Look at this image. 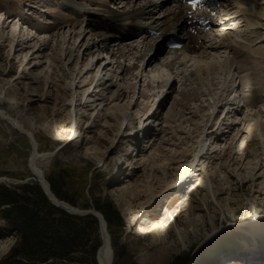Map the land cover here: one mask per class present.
I'll return each instance as SVG.
<instances>
[{
	"label": "rangeland",
	"instance_id": "rangeland-1",
	"mask_svg": "<svg viewBox=\"0 0 264 264\" xmlns=\"http://www.w3.org/2000/svg\"><path fill=\"white\" fill-rule=\"evenodd\" d=\"M53 1L46 0L44 2L43 0L42 3L40 0H0V109L16 119L24 128L32 133L39 153L52 154L48 160L40 161L38 167L42 170L47 182L48 178L61 174L64 177L65 183L63 192L71 196L76 201L77 206H72L55 196L58 201L69 204L78 210L99 214L101 212L98 208L108 203L118 213L122 219L121 229H110L107 226L113 250L112 264H221L223 261L232 259V256L228 258L224 257L234 251V247L255 244L258 239H261L257 234H253V229L249 225L254 219L264 216V189L259 187L257 182H251V179L248 177L244 178L246 175L244 173H242L241 178L243 179L241 180L237 176V173H232L229 170L230 185L223 187L222 184L225 182L220 183L222 178H217L216 182H219L222 187H220L222 195L216 194L217 197H215L206 187L199 186V181L204 175L203 172L199 171L195 173L192 175L191 180H189L186 178L188 174H184L183 171L194 160L192 157H188L189 153H184L183 155L181 152H184L186 148L191 149V144L194 145L193 143L199 140L198 137H201V133L218 129V125H222V121L216 122L217 117L223 113L222 116H233V112L226 114L229 109H233L231 106L232 102L229 103V107L226 106L218 110L216 107L215 110L218 112L214 116H212L213 114L210 115L209 110L207 111L212 102L211 100L214 101L220 97L222 101L224 100L223 103L226 102V99L230 100L228 94L220 95L219 97L220 79L212 75L207 78L205 77L202 83L199 84L193 76L188 77L187 73H185V78L179 75L180 72H178V77H180L176 79L175 75H173L175 81L171 89L169 90V87H167L163 91L154 88L157 87V83H154V85L150 84L145 89L141 86L145 84L142 77L134 80L135 82L131 80L132 68L120 74L123 86L126 89L124 91L128 93L127 97L131 98L133 102L136 101L135 110L137 113L139 110H142L141 113L143 114L146 105H148L146 107H149L155 103L154 101L162 99L163 95L158 91L164 92V95L166 92L169 93L167 97L163 98H166V102L163 99L161 100L162 116L160 115L159 121L155 118H150V122L155 120V122L149 124L150 127L154 126L156 122L160 123V126L154 128L151 133L152 136L149 140L151 143L150 149H148L146 154V157H149V159L145 161L140 160L141 157L134 159L130 156L125 161L124 156H122L124 140L120 137L121 132L125 128L127 130L128 127L131 128L128 129V133L131 132L133 130L132 127H134L133 124L138 121L136 120L138 117L135 118L132 125L126 126V123L122 126L120 120H113L111 117H107L105 109L102 111L103 113L93 114L94 111L91 112L85 108L83 109V111L87 110L85 114H81V118H76V120H82V122H76L74 125V114L77 110L75 111L73 106H71L74 95L72 96V92L68 89L67 80L71 81L69 69H72L77 56H79L78 63H81L85 59V55L81 60V56L77 54L78 49H75V47L78 45V42H76V45H70L73 33L68 37H66V34L61 33H66L68 29L71 30L74 24H72L73 22L70 23L71 19L68 16L71 13H67L62 9L63 7H59L56 3H60L62 0H56L52 3ZM70 1L84 8L88 6L85 3L86 0ZM143 4L144 0H138L135 7H140ZM31 6L34 9H31ZM41 11L52 15L50 19L45 20L46 22L42 24L43 28L48 29L52 25L50 28L54 26L55 29H48L51 32L49 31L50 33L46 35L49 41L47 47L40 45L41 41H39L37 33L31 40L29 39L30 45L27 44L23 48L24 52L29 51L27 48H30L34 42L41 46L38 49V53L32 55V57L31 54L29 56L32 59L31 63H36L33 70L37 72L35 71L32 74L33 70H29L20 74L19 67L22 55H19V52H14V50L18 49H15V45L22 47V42H18V40L24 37L20 33V35L15 37V41L12 44L10 40L11 36L7 34L9 25L20 14L25 13L24 18L34 20L35 16L37 17ZM102 13L105 14V11H102ZM62 18L63 20H61ZM30 22L32 21L30 20ZM56 23L63 25H57ZM105 33L107 34V32ZM61 35L65 37V44L63 45L66 51L65 56L64 54H60L59 50L61 47L57 46L56 42L60 41L56 37ZM11 44L12 46H10ZM57 51L59 56H61L62 62L56 63L52 58L53 56H58ZM69 53L71 57L68 60ZM17 55L19 56L16 57ZM103 55L104 60L109 61V59H106L105 54ZM209 55L211 56V54ZM162 56L164 55H160V57ZM35 57L39 58L33 60ZM256 57L260 58L258 60H263V57H258L257 54H255ZM120 63L130 67L135 64L133 61L130 64L128 61L123 63L121 61ZM153 66L154 64L148 67L149 69H146V72L151 69L153 70ZM246 66L248 67L246 71L248 76L260 74V69L264 71L263 62H260L258 66L254 63L253 67L256 66L255 69H258V71H254L248 65ZM247 67L244 68L247 69ZM36 73H40V75L37 76ZM94 73L95 71L89 76L88 81L91 80ZM33 76L39 79L35 80ZM45 76H49L50 80L56 79V85L54 82H52L53 85H45ZM240 77L237 74L234 75L233 82L236 83V87L241 86L242 78ZM183 78L185 79L181 80ZM253 82H255L254 78ZM256 82H259V80ZM133 83L136 85L135 91L134 89L132 90ZM255 87L257 88V86ZM245 90V93L248 94L246 96L249 97L251 89L246 88ZM109 91L106 92L108 93V97L110 95ZM260 94L261 96L259 94L258 96L263 100L264 92H260ZM154 95L155 98H153ZM156 95L159 97H156ZM242 95L240 94L241 99L244 97ZM120 97L121 100L123 96ZM127 97L123 98L122 104ZM13 99H16V102L13 103ZM148 102L151 103L148 104ZM165 103L168 104L164 106ZM245 110L246 108H243L242 116L248 114L249 111ZM127 113L129 115L132 114L130 112ZM142 114L138 116L140 117ZM203 114L206 116L202 117ZM128 117L127 119H130V116ZM132 118H134V114ZM163 118L165 119L163 120ZM104 119H107L108 124L104 123ZM86 120L90 126L89 128L87 126V130L84 131L85 133H81L82 141L81 139L80 142L74 141L71 137L73 136V128L81 127ZM226 121L230 122V120ZM218 130H220V127ZM118 132H120L119 136ZM223 135L224 137L221 136L219 139L206 142V145L210 146L208 148L212 152V158L209 161L212 168L217 163L224 162L228 155V150L226 149L234 144V141L231 145L229 144L231 143V132H227V134L223 133ZM87 136L92 137L90 142L93 150L92 153L85 156L83 155V149ZM211 138L209 135L208 139ZM216 140L220 142L217 141V143ZM222 142L224 143L221 147H225V150H223L224 153L221 152L218 155L222 149L220 151L216 150L215 145H219ZM145 147L143 144L144 149ZM31 153L32 147L29 140L18 131L12 130L3 121H0V184L16 186L36 182L40 186L29 167ZM153 156H155L154 158L157 162L151 167ZM120 157L124 160L123 162L118 161ZM218 158L222 160H214ZM163 159L165 160L162 161ZM216 177L217 175L214 176V178ZM184 180L190 181V184L180 187L173 185L177 181L181 184V181ZM126 185H130L132 188L136 187L137 193L133 197H127L130 205L129 207L126 205L128 211L124 214L122 211V209L126 208L123 206L124 202L122 201L119 204L113 198L112 193L119 195V190ZM149 186H151L150 189H148ZM193 187H195L194 193L192 192ZM151 195L153 196L152 199L145 204ZM137 220V224L146 228L151 224L160 223L165 226L157 227V232L148 229V232L143 235L139 234V232H134L133 228L130 227ZM77 225L79 231L68 242L67 250L69 254L67 255V259L48 260L43 264H98L97 253L102 244L99 225L97 224L96 230H92L90 227L87 228L88 225L86 226L82 222ZM178 232L181 235H187L184 243H180ZM17 243L18 238L16 234L7 229L5 223L0 219V264H6L5 261L9 259L11 251ZM238 250H236L233 257H239L243 260V255H246L244 251L246 250L243 252ZM223 258L224 260L220 262Z\"/></svg>",
	"mask_w": 264,
	"mask_h": 264
},
{
	"label": "bare ground",
	"instance_id": "bare-ground-1",
	"mask_svg": "<svg viewBox=\"0 0 264 264\" xmlns=\"http://www.w3.org/2000/svg\"><path fill=\"white\" fill-rule=\"evenodd\" d=\"M55 1L56 0H54L52 3H54ZM164 1L165 0H144V4L142 6L138 8H133L131 6L136 5V3H138L137 0H120V3L125 2L124 5H122V3L120 4L121 6H123L120 7L121 10L120 12H117L112 7L108 8L109 3L104 2V0H86L85 3H88V6L86 8L80 6L79 4H75L73 1L70 0H64V1L62 0L60 2L62 3L61 5L59 2H56L59 5V7H63L62 9H64L67 13H71L68 14L69 19H71L70 20L71 22L70 21L69 22L70 23L73 22L72 24H74L71 30L69 29L67 30V32L70 31L69 33L67 32L66 33L61 32V33L66 34V37L71 36L73 33V37L70 45L71 46L76 45V42H78V45L75 47V49L76 48L78 49L77 54L81 56V60L84 58L85 55V59L81 61V63H78L79 56H77V60L72 66V69H69L70 70L69 74L71 75V81L67 80L68 89L72 92V96L74 95L71 106H73V109L75 111L77 110V112L74 114V122H75L74 125L76 124V122H82V120H76V118L77 117L81 118L80 115L81 114L83 115V113L85 114L87 110L91 112L94 111L93 114H99V113H103L102 111H104L105 109L106 110L105 115L107 117H111L113 120H118V121L120 120V122H122L121 124L122 126L126 123H127L126 126L132 125L133 121H135V118L138 117L136 119L138 121L133 124L134 127H132L133 130L131 132L128 133L129 131L128 129H131L130 127H128L127 130H125L126 128L123 129L124 131L122 132L120 129L121 132L120 137L124 140V143L126 144V150L125 149L122 150L123 152H127V150H129L130 147L133 146L134 141L130 139L132 134L138 136H139V132H143V135L145 136L149 134L150 138L149 136L145 137L148 141H146L145 151L140 159L146 161L147 159H149V157H146V154L148 149H150L151 143L149 140L151 139V133L153 132L154 128H158L160 126V123L156 122L157 124H155L154 126L152 125L150 127L149 124L155 122V120L150 122V118L151 119L155 118L156 120L159 121L160 119L159 117L162 113L161 100L164 97H167L169 93L166 92V94L164 95V92L158 91L162 93L163 95L162 99L158 101H154L155 103L151 104L152 107L151 105L149 107H146L148 106L146 105L144 107L145 110L143 109L145 111L143 112V114L141 113L142 110L139 109L138 110L140 111V113L139 111L137 113V111L135 110L136 101L133 102L131 98L127 97L128 93L124 91L125 87L123 86L122 78H120V74L132 68L131 69L132 73L130 75L131 80L133 81L138 80V78L140 79L142 77L145 83L141 85L142 87L147 89V87H149L150 84L154 85V83H157L156 85L157 87L154 88L161 89L163 91L167 87H169V90L171 89L175 81L173 75H175L176 79L180 77V76L178 77V72H180L179 75L183 77H185V73H187L188 77L193 76L194 78L197 79L199 84L202 83V80L205 77L207 78L212 75L217 76L220 79L219 83L221 85L219 89V97L220 95L222 96L224 94L225 95L228 94L230 96V100L226 99V102L223 103L224 100L222 101L220 99L221 97L216 98V96H214V98L216 99L214 101L211 100L212 102L209 105L207 111L209 110L210 115L213 114L212 116H214L216 115V112H218L217 111L218 109L224 108L226 106L229 107L230 106L229 103L232 102L231 106L233 107V109H229L226 114H231V112H233V116L232 115H230L229 117H227L226 115L222 116L224 114L223 113L222 115L217 117L215 120L216 122L222 121V125H218V129L220 127V130L215 129V130H210L209 132L206 133L205 132L201 133L200 134L201 137H198L199 140H196L195 143H193L194 145L191 144L192 146L191 149L186 148L184 152H181V154L183 153V155L184 153L186 154L189 153L188 157L190 156L194 160L193 163L188 164V166L183 170L184 174L187 173L188 175L186 178L191 180V178L193 177L192 175H194L199 171L203 172L204 175L202 176V179L199 181V186L206 187L209 190V192L212 193V195L215 197H217L216 194L218 195L221 194L220 183H222L223 181L225 182L224 184H222L223 187L225 185L227 186L230 185V177L228 175L230 172L229 170H231L232 173H237V176L239 178H241L242 173L246 174L244 178L247 177L250 178L251 182H257L258 186L264 189V98L262 100L260 97L261 96L260 92H264V71H262V69L259 68L261 70L259 72L260 74L253 73L254 74L252 75L253 77L248 76L246 74L247 73L246 71L248 70V67L246 65L249 64L251 66L250 61L253 54H258L261 57H263V64H264V32L261 33L260 31L257 30L258 28H261V30L264 31V0H248L250 3L253 4L252 9L244 10L242 9L243 7H241L239 8L240 9L239 11H235L234 14L240 12L241 15L239 20H242L244 25L239 27L233 26V30L236 32H233L232 34L226 32L224 34L225 37L220 38L214 35V40H218L217 42L215 41L214 43V44H218L217 47L213 46L212 45L213 43L206 46V34H204L203 32H198V34L196 33V36H189L188 33L184 34V32L186 31L184 27L186 26L185 25L186 22L183 20V18L184 19L186 18V15L184 13L186 7L180 5L179 0H176V2L173 3L175 4V7H171L167 3H164ZM40 2L43 3V0H40ZM44 2H46V0H44ZM160 7L162 8L161 12L153 17L151 10L152 9L155 10L156 8H160ZM31 9L34 8L31 6ZM102 11H105L106 14H110L117 18L123 17L125 20L124 24L125 23L132 24V23H136L137 21H144L151 19L154 25L158 27V31L161 32L160 34L163 37L165 36V38H163L161 42L158 41V38L155 39L154 42L155 41L156 42L153 45H151L149 48L147 47L148 41H145L144 37L142 36L144 33L141 34L143 38L140 39L139 41H136V37L140 36V33L136 34L131 31L128 32L127 35L125 36H120L118 39H116L114 36H110L109 38L104 39V41H100L99 38L101 37V35L104 34L103 31L106 30L100 24L101 22H106L108 20L107 15L102 13ZM24 14H20L17 17L18 19L15 20L11 25H9V31L7 32V34H10L11 36L10 40L12 41V44L13 41H15V37L17 35H20V33H22L23 34L22 36L24 37V38H19L18 40V42H22L21 43L22 47H20L19 45H15L16 46L15 49L16 48L18 49L14 50V52L17 53L19 52V55H22L21 58L22 61L20 60V67H19L20 74H22L24 71L33 70L36 63L32 64L31 63L32 59L29 56L31 54L32 57V55L38 53V49H40L41 46L47 47L49 45L48 44L49 41L47 40L46 35H48L51 32L48 29L50 28V26H52L50 25L48 29H44L45 27L43 28L42 25L44 22H46L45 20H48L52 17L50 13L47 14L46 12L41 11L37 15V17H39L37 22H35L37 19L36 16L34 20H32V19L24 18L23 17ZM229 14L230 13L228 12L225 13V15H229ZM58 15H62V14H58ZM30 20L32 22H30ZM61 20H63V18ZM57 22L59 21L57 20ZM214 23L215 26L220 25V22H218V19L216 17L214 19ZM48 24H52V23H48ZM57 25H61V24H57ZM99 26H101V28H99ZM241 27L243 28L240 29ZM189 28L193 29L191 26H189ZM50 29L53 30L55 29V27L53 26V28ZM182 31L183 34H181ZM247 31L252 32V34L255 35L256 37L255 41L259 40L258 44L254 46L247 45L248 42H251L250 39L248 38L245 39L241 37V35L243 33H246ZM36 33H37V37L39 38V41H41L40 44L41 46L38 45L36 42H34L33 44H31L30 48H27L29 51L24 52L23 48L26 47L27 44L30 45V40L33 38V36H36L35 35ZM174 33H177L178 37H180L181 35H183L184 37L186 36V38H188L189 40V44H185L181 49V51L168 50L165 56L160 57V55H162L161 51L164 50L166 47L165 45L166 38ZM56 38L57 40H60L59 42L56 41L57 46L61 47V48L59 47L60 48L59 52H61L60 54H64L65 56L66 51L63 48V45L65 44L64 42L65 37L64 35H61V36H57ZM198 41H201L202 45L199 46V43H197ZM12 44L10 46H12ZM110 47L111 48L117 47V49L114 51L113 49H109ZM201 49L203 51L202 53L199 51ZM31 51L32 53H30ZM207 51H210L211 56L209 55V53L206 54ZM221 51L225 53L231 52L232 58L228 56L227 59L223 58L222 55H220ZM103 54H105L106 59H109V61L104 60ZM125 54H127V56H125ZM222 54L225 55L224 53ZM19 55H17L16 57H18ZM70 57L71 54L69 53L68 60L70 59ZM28 58L29 60H27ZM37 58L39 57H35L33 58V60H36ZM52 58L56 63L62 62L59 53L58 56L56 55L53 56ZM121 61L122 63L128 61L129 64L131 63V61H133L135 64H133V66L130 67V66L122 65L120 63ZM254 62L256 61H253L252 63ZM152 64H154L153 66L154 69L148 70L146 72V69H149L148 67H151ZM258 65L256 64V66ZM180 66H182L181 69ZM244 67L245 68L247 67V69H245ZM255 67L251 66V69H253L254 71H258V69H255ZM35 71L36 70H33L32 74H34ZM94 71L95 73L93 77H91V80L88 81L89 76L93 74ZM235 74H237V76L238 75L241 76L240 77L242 78L241 82L244 83V84L241 83V86L239 85V87L238 86L236 87L235 86L236 83L233 82L234 81L233 78ZM39 75L40 73L37 74V76ZM261 75L263 76L262 78ZM33 77L35 80L39 79L36 76ZM48 77L45 76L44 78L45 85L47 84L53 85L52 82H54L56 85V79L50 80V78ZM185 78L181 80H184ZM253 78L255 82H253ZM257 79L259 80V82H256L258 81ZM217 85L220 86L219 84ZM255 86H257V88ZM246 88L251 89L250 91L251 95H249V97L246 96L248 95L247 93H245ZM133 89L134 91L136 89V85L134 83L132 84V90ZM107 91H109L110 94L109 97H108V93H106ZM240 94H243L242 97L244 96L242 99L240 98ZM258 94L260 96H258ZM120 96H123V98L127 97V99L124 100L123 104H122L123 98L120 100L121 98ZM156 97L159 96L156 95ZM153 98H155V95L153 96ZM147 99L149 100V98ZM163 100L166 102V98ZM12 102L13 103L16 102V99L15 100L13 99ZM150 103L148 102V104ZM166 104L168 103H165L164 106H166ZM109 105L111 106L107 107ZM216 107L217 110H215ZM85 108L87 110L83 111V109ZM243 108H246V110L249 111L247 115L242 116ZM127 112H130L132 114L129 115ZM133 114H134V118H132ZM141 114L142 116L139 117L138 115ZM239 114L240 116H238ZM128 116H130V119H127ZM203 116L206 115L203 114L202 117ZM211 118L215 119L214 117ZM164 119L165 118H163V120ZM226 120L228 121L230 120V122H227ZM0 121H3L4 123H6V125L10 126L12 130L18 131L26 139L32 142L33 151L30 154L29 167L31 169V172L36 174L41 180H44L46 186L48 187L49 184L45 180L44 174L42 170L38 167V164L40 161L48 160L52 154L39 153V151L37 150V144L33 139L32 133L28 131L26 128H24V126L20 124L16 119L12 118L1 109H0ZM87 122L88 121L86 120L85 122H83L81 127L73 128V136L71 137L73 138L74 141L80 142V139L82 137L81 133L87 130V126L88 128L90 126L89 124H87ZM104 123L108 124L107 119H104ZM120 132H118V136ZM227 132H231L232 134L230 136L231 143L229 144L231 145L233 141L234 144L233 146H230L226 149L228 150L227 153L228 155L227 158L224 160V162H219L217 163V165H215V167L212 168L209 162L210 159L212 158L211 156L212 152L209 149L210 146L206 145V142L209 140L213 141L217 138L219 139L221 138V136L224 137L223 133L227 134ZM209 135L212 137L211 139H208ZM91 139H92L91 136H87L85 139L86 141L89 140L88 142L85 141L84 144L85 147L83 149V155L85 156L92 153L93 148L90 142ZM217 141L219 140H216V142ZM224 142H222L219 145H215L216 150L220 151L222 149V151H220L218 155H220L221 152L224 153L223 150H225V147L223 146L221 147V145ZM154 157L155 156H153L151 159V167L157 162V160H155ZM111 160L113 159L111 158ZM164 160L165 159H163L162 161ZM214 160H222V159L218 158ZM118 161L123 162L124 160H122V158L120 157ZM216 175L217 177L214 178V176ZM219 177L220 179L222 178V181H220V183L216 182V179ZM242 179L243 178H241V180ZM181 182L182 183L180 184V182L177 181L173 185L175 187H180L190 184V181H186V180ZM150 188L151 186L148 187V189ZM46 190L48 191V189ZM194 191H195V187L192 188L193 193ZM119 192H120L119 195H115L113 193L112 195L113 198L116 201H118L119 204H121L122 201L124 202L123 206H125L126 208L122 209V211L125 214V212L128 211V207L130 205V201L127 199V197H133L137 193V188L136 187L132 188L130 187V185H126L122 187L119 190ZM152 197L153 196L151 195L146 200L145 204L148 203V201H150ZM57 203L59 204V202ZM59 207H61L65 211H68L70 209L64 203L59 204ZM78 212L88 213L89 211L78 210ZM96 214L100 218V232L102 238L101 240L102 244L97 253V261L98 264H112L113 250L111 247L110 236L107 232L106 224L102 215L99 213ZM137 223L138 220L130 227L133 228L132 230L134 232H139V234H143V235H145L148 232L147 231L148 229L149 230L151 229V231L153 232H157L158 228H160V226L163 225L162 223L155 225L151 224L149 227L146 228L140 226ZM249 225L250 228L253 229V234H257L260 237H264V216L254 219L252 223H250ZM178 235H180V243H184L187 235L186 234L181 235L180 232H178ZM261 248H262L261 251H254V252L249 251L250 255L248 257L250 260H252V264H255L253 259L258 258L259 256H264V253H262L264 252V245H261ZM245 259H247L246 255H243V261Z\"/></svg>",
	"mask_w": 264,
	"mask_h": 264
},
{
	"label": "trees",
	"instance_id": "trees-1",
	"mask_svg": "<svg viewBox=\"0 0 264 264\" xmlns=\"http://www.w3.org/2000/svg\"><path fill=\"white\" fill-rule=\"evenodd\" d=\"M48 182L54 196L77 206L76 201L63 192L65 183L61 174L48 178ZM98 210L107 223L106 228L121 229L122 219L110 204L105 203ZM0 219L18 238L6 264H43L48 260H66L69 239L72 240L79 231L77 224L82 222L92 230H96L98 224L93 216H72L54 207L36 182L16 186L0 184Z\"/></svg>",
	"mask_w": 264,
	"mask_h": 264
},
{
	"label": "water",
	"instance_id": "water-1",
	"mask_svg": "<svg viewBox=\"0 0 264 264\" xmlns=\"http://www.w3.org/2000/svg\"><path fill=\"white\" fill-rule=\"evenodd\" d=\"M29 143H30V145H31V147H32V151H33V144H32L31 141H29ZM32 175L34 176L35 179H37L38 183L40 184V186H41V188H42V190H43V192H44V195L47 197V199L50 201V203H51L54 207L63 210L61 207H59V204H62V203H64V202H62V201H58L56 198L54 199L55 196H54L52 193L49 192V186H48V187L46 186V183L44 182V180H41V179H40L36 174H34V173H32ZM46 189H48V191H47ZM48 192H49V193H48ZM50 194H51V195H50ZM53 196H54V197H53ZM56 201L59 202V204H58ZM64 204L70 208L68 211L63 210V211H65L67 214L72 215V216H78V217L93 216L94 218H96V220H97V222H98V225H99V228H100V218L97 216V214H96L95 212H90V211H89L88 213H87V212H84V213H82V212H78V210H76V208L70 206L69 204H66V203H64ZM70 210H71V211H70ZM81 211H82V210H81ZM101 240H102V238H101Z\"/></svg>",
	"mask_w": 264,
	"mask_h": 264
},
{
	"label": "snow or ice",
	"instance_id": "snow-or-ice-1",
	"mask_svg": "<svg viewBox=\"0 0 264 264\" xmlns=\"http://www.w3.org/2000/svg\"><path fill=\"white\" fill-rule=\"evenodd\" d=\"M194 2H195V0H194Z\"/></svg>",
	"mask_w": 264,
	"mask_h": 264
}]
</instances>
